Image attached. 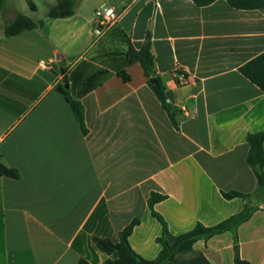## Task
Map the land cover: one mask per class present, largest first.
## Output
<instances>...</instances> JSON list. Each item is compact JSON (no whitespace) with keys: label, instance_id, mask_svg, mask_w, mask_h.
Returning a JSON list of instances; mask_svg holds the SVG:
<instances>
[{"label":"crops","instance_id":"obj_1","mask_svg":"<svg viewBox=\"0 0 264 264\" xmlns=\"http://www.w3.org/2000/svg\"><path fill=\"white\" fill-rule=\"evenodd\" d=\"M75 1L73 15L6 36L28 8L0 0V158L21 173L0 178V264H103L118 253L102 252L94 237L118 242L135 218L130 244L154 260L163 225L149 206L153 192L165 196L154 209L172 236L256 206L236 231L199 240L185 255L234 264L238 250L242 260L264 264V192L256 193L247 161V135L264 132V92L240 71L264 52V8L228 0ZM103 6L118 19L99 34L95 12ZM148 42L175 122L143 66H124L129 46ZM59 87L82 102L87 132ZM229 191L251 197L226 199Z\"/></svg>","mask_w":264,"mask_h":264},{"label":"trees","instance_id":"obj_2","mask_svg":"<svg viewBox=\"0 0 264 264\" xmlns=\"http://www.w3.org/2000/svg\"><path fill=\"white\" fill-rule=\"evenodd\" d=\"M194 1L198 5L203 6L212 3L215 0ZM228 1L232 6L240 9L264 8V0ZM75 6V0H59L55 6L50 8L45 18H41L37 21L24 14H19L5 27L4 33L6 36H13L25 30L42 27L47 20L69 17L75 13ZM137 62L143 66L145 74L149 78V85L161 101L171 119L175 122V112L172 105L168 102L163 81L160 77L153 74L155 60L149 42L143 45L140 49L135 48L133 45L129 46L128 51L125 54L124 66ZM240 71L264 92V52L241 66ZM118 75L122 77L124 81H130L131 79V76L125 69L119 70ZM58 89L67 95L68 101L70 102L74 114L83 131L87 132L84 106L82 102L71 98L61 87ZM247 141L250 145L247 161L253 168L258 181L256 193H261L264 192V132L249 133L247 135ZM2 176L19 179L21 173L19 170L7 166L0 158V178ZM223 195L226 199L243 198L249 200L251 197V194H246L240 191L223 192ZM164 199V195L153 192L148 201L153 216L163 225V234L157 239L163 247L159 256L154 260H147L133 250L129 238L132 235L134 228L140 223V220L135 218L119 232L118 242H113L110 239L94 237L95 244L102 252L107 255H112L115 252L118 253V258L108 259L103 264H211L203 254H197L196 256L190 258L187 262H179L176 255L191 252L194 244L199 240H208L215 235L222 234L226 231H236L237 228L241 224L247 222L258 209L256 206L247 204L242 212L231 216L215 226L208 227L199 222L191 231L178 236H172L168 230L166 220L154 209V205ZM3 216L4 213L0 184V236H3L4 234ZM236 244H238L237 239ZM78 264L90 263L82 259L78 262ZM234 264H250V262L242 260L237 250Z\"/></svg>","mask_w":264,"mask_h":264},{"label":"built area","instance_id":"obj_3","mask_svg":"<svg viewBox=\"0 0 264 264\" xmlns=\"http://www.w3.org/2000/svg\"><path fill=\"white\" fill-rule=\"evenodd\" d=\"M97 32L101 34L105 28L113 25L118 19V13L113 7L103 6L96 10ZM178 81L184 83L187 79L184 75L178 74Z\"/></svg>","mask_w":264,"mask_h":264},{"label":"rangeland","instance_id":"obj_4","mask_svg":"<svg viewBox=\"0 0 264 264\" xmlns=\"http://www.w3.org/2000/svg\"><path fill=\"white\" fill-rule=\"evenodd\" d=\"M16 7H20L22 5V0H7L8 3L12 2ZM56 0H33L37 8L35 10H32L28 4L27 0H23V2L26 4L28 8V14L33 19H38L40 15H44L48 9H50V3ZM176 258L179 262H187L189 259L185 254H178L176 255Z\"/></svg>","mask_w":264,"mask_h":264},{"label":"water","instance_id":"obj_5","mask_svg":"<svg viewBox=\"0 0 264 264\" xmlns=\"http://www.w3.org/2000/svg\"><path fill=\"white\" fill-rule=\"evenodd\" d=\"M154 81V80H153Z\"/></svg>","mask_w":264,"mask_h":264}]
</instances>
